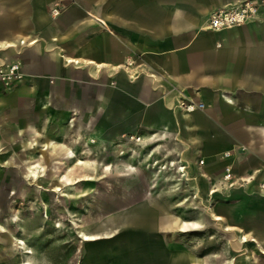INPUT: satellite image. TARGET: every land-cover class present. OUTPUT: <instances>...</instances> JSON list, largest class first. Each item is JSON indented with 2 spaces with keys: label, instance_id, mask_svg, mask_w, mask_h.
I'll list each match as a JSON object with an SVG mask.
<instances>
[{
  "label": "rangeland",
  "instance_id": "obj_1",
  "mask_svg": "<svg viewBox=\"0 0 264 264\" xmlns=\"http://www.w3.org/2000/svg\"><path fill=\"white\" fill-rule=\"evenodd\" d=\"M19 1L0 0V38L8 31L25 35L19 31L22 21L17 20ZM224 1L223 4L236 0ZM39 2L28 0L27 9L32 15L28 16L26 28L32 30L29 32L32 35L50 26L51 18L64 10L66 1L60 5L57 15L48 7L49 20L38 17ZM257 3V12L241 26L260 25L264 21V0ZM2 15L7 20L1 19ZM42 37L51 48L68 45L57 37L55 40H50L54 38L51 36ZM20 51L11 54L20 64L23 81L12 83L8 90H0V98H4L0 104L1 119L20 120L29 102L36 110L38 88L48 85L42 86L39 81H52L57 75L58 66L52 65L47 60L48 54L36 46L28 45ZM62 70L57 77L72 86L66 88L74 93L75 99L85 100L83 107L88 111L100 92V77L92 79L81 68ZM30 76L38 77L37 86H33ZM113 97V94L109 96L112 103ZM65 110L62 109V114ZM97 111L89 113L92 120L94 115H99ZM104 120L106 139L102 146L94 142L95 137H88L92 142H86L82 133L58 136L81 160L26 159L27 163L21 159L35 148H20L17 142L12 143L14 140L9 135L4 133L8 138L5 140L0 133L5 149L4 152L0 146V264H264V243L259 238L256 240L247 225L264 212V197L247 194L253 186H264V155L258 156L257 150L254 153L239 146L242 144L229 151L220 148V143L213 149V156L203 160L201 154L205 150L199 148L193 129L185 126L190 122L183 117L177 119L175 128L163 126L155 132L122 130L120 119L113 111L111 115L105 114ZM39 123L40 128L48 120L44 117ZM49 124L51 130L55 129L53 123ZM114 130L121 132L112 143L110 137ZM144 134L149 137L146 145L136 141ZM239 135L246 139L245 134ZM226 151H229L228 157H224ZM116 163L124 172L131 164L134 171L119 176L112 171ZM186 163L189 177L184 169L178 172ZM227 168L231 176L224 179ZM30 170L37 172L36 180L30 176ZM238 185L244 189L229 192ZM68 188L73 190L70 197ZM213 189L215 192L211 194ZM146 199L170 206L171 221L198 222V230L182 232L173 226L165 230L133 228L128 221L136 219V212ZM256 204L259 205L257 212L249 215V207ZM207 205L222 214L226 222L221 218L215 221L217 224L212 221L210 214L205 213ZM229 206L238 207L234 216L220 212ZM120 218L128 222L127 228L118 226ZM82 232L98 238L82 240ZM244 233L248 234V243L241 241ZM17 239L31 252L27 254L20 249Z\"/></svg>",
  "mask_w": 264,
  "mask_h": 264
},
{
  "label": "crops",
  "instance_id": "obj_2",
  "mask_svg": "<svg viewBox=\"0 0 264 264\" xmlns=\"http://www.w3.org/2000/svg\"><path fill=\"white\" fill-rule=\"evenodd\" d=\"M223 2L66 0L64 10L51 18L50 26L40 29L39 35H32V30L26 28L31 14L27 9L28 0H20L17 20L22 21L19 31L25 35L8 31L0 42L25 40V44L16 45L17 50L36 46L43 54H48L47 60L52 65L58 66L57 75H61L62 68L66 67L84 69L90 78L100 77V92L96 94L93 107L86 111L85 100L79 102L66 88L72 87L69 83L64 84L57 75L53 82L42 79L39 84L48 85L38 88L36 110L29 102L18 121L1 119L0 115L3 138L8 139L5 133L20 148H35L21 160H81L76 158L73 148L58 140V136L68 132L84 134L86 142H92L90 138L95 137L94 142L102 146L106 139L104 115H111L113 111L120 119L122 130L136 132H155L163 126L175 128L177 119L183 117L190 122L185 126L193 129L199 148L205 150L201 154L203 160L212 157L213 149L220 143V148L229 151L242 144L239 146L254 153L257 150L258 156L264 155V21L260 25L209 30L207 17ZM54 3L55 0H40L41 14L37 13V16L49 20L48 7L52 8ZM5 15L1 19L7 20ZM3 30H6L5 26ZM42 36L54 37L50 40L57 37L68 45L51 48ZM30 80L37 86L38 77L30 76ZM111 94L113 103L109 101ZM183 98H190L194 103L203 102L204 106L184 112L180 106ZM3 100L0 98V104ZM62 109H66L63 114ZM96 109L99 115H94L92 120L89 116ZM48 110L50 112L46 113ZM44 117L48 123L39 128V120ZM49 123H53L55 129L51 130ZM120 132L112 131V143ZM239 134H245L246 139ZM136 141L146 145L149 137L144 134ZM0 146L5 152L1 142ZM173 164L175 162H171ZM187 165H184V172L189 177ZM112 171L122 176L134 171V167L129 164L124 172L116 163ZM243 189L238 185L229 192ZM67 190L69 197L73 195L71 188ZM247 194L264 197V186H253ZM258 206H250L248 214L257 212ZM235 208L238 207L229 206L220 212L234 216ZM205 213H209L214 222L218 220L215 219L217 216L226 222L211 205L206 206ZM130 221L133 228L165 230L173 226L182 232L195 230L198 224L188 220L171 221L170 206L148 199L137 210L136 219ZM128 222L120 218L118 226L127 228ZM247 225L256 240L259 238L264 243V212L249 220Z\"/></svg>",
  "mask_w": 264,
  "mask_h": 264
},
{
  "label": "built area",
  "instance_id": "obj_3",
  "mask_svg": "<svg viewBox=\"0 0 264 264\" xmlns=\"http://www.w3.org/2000/svg\"><path fill=\"white\" fill-rule=\"evenodd\" d=\"M66 0H55L51 12L57 15L60 11V5ZM257 0H238L227 2L221 7H217L211 14L208 15V27L211 30L222 29L226 26H238L248 22L257 10ZM28 43V42H27ZM22 44H19L21 46ZM21 49L17 50L15 46H7L0 50V90H8L12 83L20 82L18 79L24 76L20 72V64L13 58V54H19ZM19 51V52H18ZM181 110L190 112L195 108H202L203 102L194 103L190 98L180 99ZM177 107L179 102L177 99ZM132 138V136H131ZM139 138V137H138ZM138 138L136 140H138ZM229 152L224 153V157H228Z\"/></svg>",
  "mask_w": 264,
  "mask_h": 264
},
{
  "label": "bare ground",
  "instance_id": "obj_4",
  "mask_svg": "<svg viewBox=\"0 0 264 264\" xmlns=\"http://www.w3.org/2000/svg\"><path fill=\"white\" fill-rule=\"evenodd\" d=\"M238 1V0H237ZM239 26V25H238ZM206 27L207 28H209L208 27V21H207V24H206ZM224 28H231L230 26H226V27H224ZM224 28H222V29H224ZM217 30H219V29H217ZM32 42V41H31ZM31 42H28V43H31ZM26 42H25V40H23V39H20V40H18V42H12V41H2V42H0V50H2V49H4L5 47H7V46H15L16 47V45H19V44H25ZM27 43V44H28ZM23 79V77H21L20 79H18V81H21ZM48 106V105H47ZM48 149V148H47ZM53 150V149H52ZM40 155V154H39ZM38 155V156H39ZM26 161V160H25ZM27 162V161H26ZM28 163V162H27ZM37 163V162H36ZM36 165V164H35ZM30 168V167H29ZM184 169V167H182V166H180V168H179V171L181 170H183ZM31 171V173H30V176L32 177V179L33 180H36L37 179V177H38V174H37V172L35 171V170H30ZM41 171H43V170H41ZM226 171H227V173L225 174V176H224V179H228L230 176H231V172H230V169L229 168H227L226 169ZM40 175V174H39ZM41 176V175H40ZM29 178V177H28ZM56 187H57V185H56ZM59 188H56V190H58ZM62 189V188H61ZM69 191V190H68ZM56 192V191H55ZM211 192V194L213 193V192H215V190L213 189V190H211L210 191ZM59 194V193H58ZM78 195V194H77ZM66 196V195H65ZM208 210V209H207ZM208 214V213H207ZM45 216H47V212H46V214H45ZM215 219H220V217L219 216H217V217H215ZM181 221V220H180ZM200 225V224H199ZM1 227V226H0ZM178 227V226H177ZM198 230V229H197ZM243 234V233H242ZM245 234V233H244ZM81 238H82V240H92V239H94V238H96L93 234H87V233H84V232H82L81 233ZM241 241L243 242V243H248L249 242V240L247 239V236L246 235H243L242 237H241ZM16 243H17V246L20 248V249H23L24 250V252L25 253H29V252H31V250L27 247V245H25L24 244V242L21 240V239H17L16 240ZM262 252H264V251H262ZM27 264V263H26Z\"/></svg>",
  "mask_w": 264,
  "mask_h": 264
},
{
  "label": "water",
  "instance_id": "obj_5",
  "mask_svg": "<svg viewBox=\"0 0 264 264\" xmlns=\"http://www.w3.org/2000/svg\"><path fill=\"white\" fill-rule=\"evenodd\" d=\"M52 82H53V80H52Z\"/></svg>",
  "mask_w": 264,
  "mask_h": 264
}]
</instances>
